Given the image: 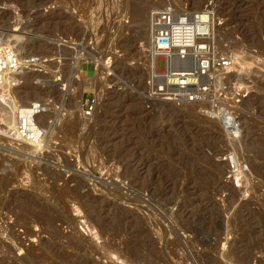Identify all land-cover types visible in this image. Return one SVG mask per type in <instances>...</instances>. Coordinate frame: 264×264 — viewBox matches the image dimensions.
Listing matches in <instances>:
<instances>
[{"label":"rangeland","instance_id":"1","mask_svg":"<svg viewBox=\"0 0 264 264\" xmlns=\"http://www.w3.org/2000/svg\"><path fill=\"white\" fill-rule=\"evenodd\" d=\"M176 2L160 6L211 11L216 48L236 56L217 101L239 115V135L208 104L150 95L156 65L146 33L160 0H0V30L19 35L36 61L0 129V264H86L76 257L95 247L91 264H264V0ZM26 108L38 112L36 125L48 122L27 142L14 117ZM103 124L113 131L102 133ZM129 161L136 173L126 177ZM76 180L104 206L100 218L87 215L93 202L67 209L59 199ZM43 209L57 216L53 227L34 218Z\"/></svg>","mask_w":264,"mask_h":264},{"label":"built area","instance_id":"2","mask_svg":"<svg viewBox=\"0 0 264 264\" xmlns=\"http://www.w3.org/2000/svg\"><path fill=\"white\" fill-rule=\"evenodd\" d=\"M215 28L214 14L209 10L179 12L169 6L152 14L150 53L156 63L155 73L151 76L152 97L174 104L203 102L209 105V111H218L223 104L217 100L226 94L221 91L220 84L226 80L225 74L231 72L221 65L215 67ZM17 36L19 38L7 36L0 30V129L5 127L3 114L14 89L20 84L22 72L27 65L36 62L34 57L25 55L23 42ZM158 60L164 61L162 71L157 68ZM211 112L209 115L218 120ZM17 113L18 136L31 139L35 130L24 122L21 125ZM221 119L227 129L240 134L236 111L231 109ZM261 252H264V240Z\"/></svg>","mask_w":264,"mask_h":264},{"label":"bare ground","instance_id":"3","mask_svg":"<svg viewBox=\"0 0 264 264\" xmlns=\"http://www.w3.org/2000/svg\"><path fill=\"white\" fill-rule=\"evenodd\" d=\"M177 2V4L178 5H180V6H182V4L181 3H183V0H176ZM233 1V2H232ZM161 2H162V0H160V3H159V6H160V4H161ZM227 2H228V4H229V6L231 7V8H236L237 7V4L238 3H236L237 2V0L235 1V0H227ZM174 3V2H173ZM162 5H164V4H162ZM162 5L160 6V7H162ZM165 5H168V4H166V2H165ZM184 5V4H183ZM157 7V6H156ZM156 7H155V9H156ZM160 7L156 10V11H158V10H160ZM168 7V6H167ZM185 7V6H184ZM162 8H164V7H162ZM166 8V7H165ZM178 11V10H177ZM181 12V11H180ZM53 18H55V17H53ZM51 19V18H50ZM150 28L147 30V33H146V37L149 35V37H148V39L150 38V44H149V46H151V40H152V21L150 22ZM246 24V23H245ZM254 26V25H253ZM252 26V27H253ZM142 27H143V25H142ZM247 27V26H246ZM250 27V28H249ZM247 29H249V30H251V26H249ZM246 30V29H245ZM253 30V29H252ZM264 30V29H263ZM241 31V30H240ZM247 32H249V31H247ZM250 33V32H249ZM216 34H217V32H215V42H214V55H213V58H214V64H215V67H216V65H221L222 67H225V69L226 70H228V69H230L232 66H233V63H234V61H235V58L234 57H236V56H232L231 54H229V53H226V52H222L221 51V47L220 48H216V42H217V39H218V37L216 36ZM17 38H19L18 36H16ZM247 39H248V37H247ZM257 41H258V39H257ZM256 41V42H257ZM261 41V40H260ZM148 42V43H149ZM41 43V42H40ZM44 43V42H43ZM22 44V43H21ZM28 44V43H27ZM259 44H264L263 42L261 43V42H259ZM258 44V45H259ZM147 45V44H146ZM222 45V44H221ZM220 46V45H219ZM261 46V45H260ZM263 46V45H262ZM264 47V46H263ZM150 48V47H149ZM146 50V49H145ZM149 50V49H148ZM146 52H148V51H146ZM149 52H150V50H149ZM150 55L153 57V55L150 53ZM150 59V58H149ZM155 60V59H154ZM152 62V61H151ZM35 62H32V63H30L29 65H33ZM234 64H236V61H235V63ZM155 65H156V63H155ZM28 66V65H27ZM155 68H156V66H155ZM32 71V70H31ZM229 71V70H228ZM230 72H231V70H230ZM42 73H43V71H42ZM154 73H155V69H154ZM154 73H153V75H154ZM25 74V73H24ZM44 74H45V72H44ZM44 74H41L40 72H38V73H36V72H30V73H26L25 75H24V77H27V78H30V77H34V76H36V77H39V75H44ZM227 74V73H226ZM229 75V74H228ZM45 76V75H44ZM235 76V75H234ZM22 79V78H21ZM230 82V81H229ZM224 83V82H223ZM229 86V85H228ZM257 97V96H256ZM255 97V98H256ZM254 99V98H253ZM259 99L261 100V99H264L263 98V96H260L259 97ZM255 100V99H254ZM258 100V99H257ZM259 100V101H260ZM259 103V102H258ZM257 103V104H258ZM110 103H108L107 102V104L106 105H109ZM201 102H199L198 104H195V105H199V106H201ZM204 104V103H203ZM253 104V103H252ZM263 104V101H261V105ZM189 105V104H188ZM224 105V104H223ZM227 105V104H226ZM206 106V105H205ZM203 106H201V108H202ZM226 107V106H225ZM252 107V106H251ZM7 108H9L8 106H7ZM229 108V107H228ZM264 108V107H263ZM27 109V112H29V113H24V114H21V119H20V123H21V125H22V123L24 122L25 123V125H27V124H29V128H31V129H33V130H35V132H34V134H33V136H32V138L31 139H29V138H25V137H21V139L23 140V141H32V140H34L35 139V137L37 136V132H39L40 131V128L42 129L43 127L44 128H46L45 127V125L48 123H43V124H39V125H36L35 124V122H36V120H35V116H36V114L38 113V112H36V110L33 108V109H31V108H26ZM25 109V110H26ZM207 109V108H206ZM226 109V108H225ZM225 109L224 108H219L218 109V111L216 110L215 112H211V111H209V112H211V113H213V114H215L214 115V117H219V116H221L224 112H225ZM209 110V109H208ZM228 111V110H227ZM7 114V113H6ZM9 114L10 113H8V116H9ZM220 114V115H219ZM226 114H229L228 112L226 113ZM6 116V118H7V115H5ZM15 117V116H14ZM10 118H12L11 117V115H10ZM105 120H107V119H102V122H104ZM14 121H15V119H14ZM221 121H222V119H221ZM221 121H219V122H221ZM16 122V121H15ZM52 122V121H51ZM106 122V121H105ZM54 123V122H53ZM76 123V122H75ZM222 123V122H221ZM49 125V124H48ZM71 125V124H70ZM74 125H77V124H73L72 125V127H70V128H74L75 126ZM104 126H101L100 127V131L102 132V133H106L107 131H113V129L111 128V127H108V126H106L105 124H103ZM66 126H68V124L66 125ZM65 126V127H66ZM27 127V126H26ZM43 128V129H44ZM68 128V127H67ZM66 128V129H67ZM61 129V128H60ZM39 130V131H38ZM55 130H57L56 128H55ZM68 130V129H67ZM72 130V129H71ZM54 131V130H53ZM51 132V134H53L54 132ZM235 131V130H234ZM57 132V131H56ZM50 134V133H49ZM55 134V133H54ZM40 135H42V133H41V131H40ZM59 136V135H58ZM56 138V137H55ZM102 140H104V138H102ZM119 161H120V159H119ZM19 165V164H18ZM130 165H132V162L131 161H129L128 163H127V166L125 167V172H124V176H130V175H133L134 173H136V171L135 170H133L134 172L133 173H131V166ZM69 167V166H68ZM253 167H255V169L256 168H258V166H253ZM52 170V169H51ZM256 170H259V169H256ZM55 173V172H54ZM51 176H53L54 178L55 177H57V174L55 175V174H52ZM52 177V178H53ZM74 177V176H73ZM58 179H59V177H58ZM79 179V178H78ZM70 181V180H69ZM71 181H72V179H71ZM75 181V180H74ZM81 181V180H80ZM79 180H76V188H69V187H65V188H61V189H59V190H61V191H59L60 193H59V199L61 198V200L64 202V205H66L65 207H67V201H69V202H83V203H92L93 202V199L95 200H97V198H95V196H93L92 195V193H93V191H92V193H91V191H89V192H86V191H88V190H86L83 194L82 193H80L79 191H80V189L79 188H84V187H86V185H84L83 183H81ZM64 183H65V181H64ZM69 182L67 181L66 182V184H68ZM69 185V184H68ZM75 186V185H74ZM91 190V189H90ZM99 200V199H98ZM38 201V200H37ZM172 201V200H171ZM177 201V200H176ZM175 201V202H176ZM77 202V203H78ZM97 202V203H96ZM98 202L99 201H95V202H93L94 203V205H93V207H92V209H91V211L89 212V214H87V215H89L90 216V218H96V219H98V218H100L101 217V213H102V211H103V209H104V206L103 205H99L98 204ZM90 203V204H91ZM92 203V204H93ZM100 204H101V202H99ZM176 203H178V202H176ZM112 205V204H111ZM33 206H38V202H33V203H29V204H27L26 205V213H30V212H33L35 209H36V207L35 208H33ZM6 207V204L4 205V207L2 206L1 208L2 209H4ZM9 207V206H8ZM68 207H69V205H68ZM68 207H67V209H68ZM7 208V207H6ZM40 211V210H39ZM38 211V212H39ZM44 211V212H43ZM42 212V213H41ZM114 214V213H113ZM38 216V217H37ZM37 216L36 217H34V218H38V219H36L38 222V224L40 225V226H43V224H47L49 227H53L54 226V222H55V220L57 219L56 217H55V215L54 214H52L51 212L50 213H48L47 212V210H45V209H43L42 211H40V213H39V215L37 214ZM113 216V215H112ZM121 215H117V213H116V217L119 219V221L121 220V217H120ZM116 218V219H117ZM31 219H32V217H31ZM64 219V218H63ZM62 219V220H63ZM124 219V218H123ZM103 221V220H102ZM118 221V222H119ZM64 222H66L65 220H64ZM100 223V222H99ZM120 223V222H119ZM102 224V223H101ZM104 225V224H103ZM102 225V226H103ZM45 227H47V226H45ZM48 227V228H49ZM91 227H93V226H91ZM245 227L246 228H244V230H246L247 232H249V231H251V229H250V227H248V223H246L245 224ZM40 228V227H39ZM42 228V227H41ZM9 230H8V234H9V236H11V238L9 237V239L12 241V239H14V241L17 239V235L14 233V232H12L11 231V228H8ZM49 229H51V228H49ZM92 229H94V227L92 228ZM92 229H91V231H92ZM109 229V228H108ZM252 230H254V228L252 229ZM28 231H29V229H28ZM27 231V232H28ZM30 231H31V229H30ZM120 231V230H119ZM118 230H117V232H119ZM139 231V230H138ZM116 232V234H115V236L116 235H119V233H117ZM55 233H56V231H55ZM57 233H60L61 234V232H59V231H57ZM108 233V232H107ZM121 233V232H120ZM124 233V232H123ZM129 233V232H128ZM139 233H140V231H139ZM7 234V235H8ZM60 234H58V235H60ZM125 234V233H124ZM127 234V233H126ZM29 235V234H28ZM62 235H63V233H62ZM62 235H61V237H62ZM69 235V234H68ZM56 236V235H55ZM65 236H67L66 234H65ZM106 236V235H105ZM124 236V235H123ZM7 237V236H6ZM69 237V236H68ZM111 237V236H110ZM114 237V236H113ZM54 238V237H53ZM56 238V237H55ZM73 238V237H72ZM136 238V237H135ZM114 239V238H113ZM119 239V238H118ZM117 239V240H118ZM18 240V239H17ZM54 240V239H53ZM13 241V242H14ZM50 241V240H49ZM16 242V241H15ZM81 241H79V242H77V243H80ZM112 242V241H111ZM119 242H121V241H119ZM126 242V241H125ZM17 243V242H16ZM22 242H20V244H21ZM82 243H84V242H82ZM117 243V242H116ZM2 244H3V241L2 240H0V246H2ZM15 244V243H14ZM18 244V243H17ZM23 244V243H22ZM4 245V244H3ZM80 245H83V244H80ZM130 245V244H129ZM7 246V245H6ZM14 246V245H13ZM12 246V247H13ZM20 246V245H19ZM23 246V245H22ZM78 246V245H77ZM3 247V246H2ZM14 247H17L16 245L14 246ZM21 247V246H20ZM118 247V246H117ZM117 247H116V245L114 244V245H112V246H110L109 247V250H111V252H113V250H116L117 249ZM1 248V247H0ZM5 248V247H4ZM22 248V247H21ZM79 248V249H78ZM78 250L80 251V250H83V249H80L81 247L80 246H78ZM82 248H84V247H82ZM28 249V248H27ZM128 249H130V248H128ZM132 249V248H131ZM32 250H33V248H32ZM86 250V249H85ZM27 251H29V250H27ZM31 251V250H30ZM29 251V252H30ZM35 251V250H34ZM34 251L32 252V253H30V258L31 259H35V257H36V254H34ZM87 251H89V250H87ZM135 251V250H134ZM137 251V250H136ZM8 252V251H7ZM12 252V251H11ZM81 252V251H80ZM122 252V251H121ZM9 253H10V251H9ZM93 253H94V255L96 256V255H99L101 252L95 247V248H92L89 252H88V254L86 253V254H84V255H81V256H78V257H76L77 258V260L80 262V263H86V264H88V263H93L92 262V257L93 256H91V255H93ZM127 253V252H126ZM8 254V253H7ZM129 254V253H128ZM136 254V253H135ZM3 255H5V254H3ZM28 255H29V253H28ZM130 255V254H129ZM137 255H139V254H137ZM122 256V255H121ZM5 257H6V255H5ZM98 257V256H97ZM126 257V256H125ZM4 258V257H3ZM5 259V258H4ZM3 259V260H4ZM30 259V260H31ZM119 259V258H118ZM6 260V259H5ZM142 260H144V259H142ZM32 261V260H31ZM94 261V260H93ZM140 262H142V261H140ZM145 263V262H144Z\"/></svg>","mask_w":264,"mask_h":264}]
</instances>
